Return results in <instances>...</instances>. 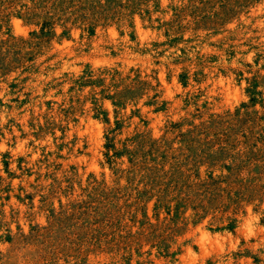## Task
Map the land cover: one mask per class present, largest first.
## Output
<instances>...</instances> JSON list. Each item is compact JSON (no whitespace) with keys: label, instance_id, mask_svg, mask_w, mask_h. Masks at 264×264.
Masks as SVG:
<instances>
[{"label":"rangeland","instance_id":"374dc122","mask_svg":"<svg viewBox=\"0 0 264 264\" xmlns=\"http://www.w3.org/2000/svg\"><path fill=\"white\" fill-rule=\"evenodd\" d=\"M0 264H264V0H0Z\"/></svg>","mask_w":264,"mask_h":264},{"label":"trees","instance_id":"16d2710c","mask_svg":"<svg viewBox=\"0 0 264 264\" xmlns=\"http://www.w3.org/2000/svg\"><path fill=\"white\" fill-rule=\"evenodd\" d=\"M92 76H93L92 72H90V71L85 72L82 76H80L77 80L74 81V86L72 88L82 87L86 84H90V85H95V84H99V83H100L99 85L103 84L104 78L91 80ZM85 77H89V79L84 80ZM105 121H107V119ZM117 127H118V124H117Z\"/></svg>","mask_w":264,"mask_h":264}]
</instances>
